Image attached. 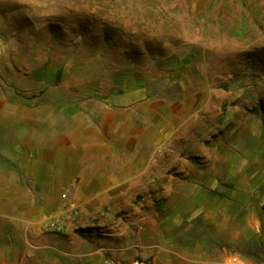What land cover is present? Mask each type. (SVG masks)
I'll list each match as a JSON object with an SVG mask.
<instances>
[{"label": "crops", "instance_id": "1", "mask_svg": "<svg viewBox=\"0 0 264 264\" xmlns=\"http://www.w3.org/2000/svg\"><path fill=\"white\" fill-rule=\"evenodd\" d=\"M6 44L0 36V264H264V175L229 190L218 177H171L162 191V150L177 136L166 104L128 80L93 94L63 66L35 94L32 73L1 78ZM56 217L63 233L49 229Z\"/></svg>", "mask_w": 264, "mask_h": 264}, {"label": "rangeland", "instance_id": "2", "mask_svg": "<svg viewBox=\"0 0 264 264\" xmlns=\"http://www.w3.org/2000/svg\"><path fill=\"white\" fill-rule=\"evenodd\" d=\"M0 36L1 78L32 73L35 94L63 66L93 94L128 80L166 104L177 136L162 150V191L171 177L229 190L264 175V0H0Z\"/></svg>", "mask_w": 264, "mask_h": 264}, {"label": "built area", "instance_id": "3", "mask_svg": "<svg viewBox=\"0 0 264 264\" xmlns=\"http://www.w3.org/2000/svg\"><path fill=\"white\" fill-rule=\"evenodd\" d=\"M66 198V196H64ZM106 214V213H105ZM71 216L80 219L82 217V211L80 208L73 207L71 210ZM49 229L52 232L62 233L66 229V219L63 217H56L50 220Z\"/></svg>", "mask_w": 264, "mask_h": 264}, {"label": "trees", "instance_id": "4", "mask_svg": "<svg viewBox=\"0 0 264 264\" xmlns=\"http://www.w3.org/2000/svg\"><path fill=\"white\" fill-rule=\"evenodd\" d=\"M59 79V78H58ZM262 111H264V103L263 102H261V103H259V106H258Z\"/></svg>", "mask_w": 264, "mask_h": 264}]
</instances>
